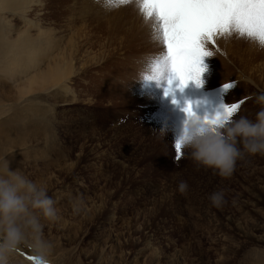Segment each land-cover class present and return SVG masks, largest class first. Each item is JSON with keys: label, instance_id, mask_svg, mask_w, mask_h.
I'll list each match as a JSON object with an SVG mask.
<instances>
[{"label": "rangeland", "instance_id": "1", "mask_svg": "<svg viewBox=\"0 0 264 264\" xmlns=\"http://www.w3.org/2000/svg\"><path fill=\"white\" fill-rule=\"evenodd\" d=\"M24 2L0 9L6 39L23 26L33 35L38 29L39 37L48 33L54 63L70 69L43 93L4 99L25 118L26 140L31 130L29 145L9 152L17 154L8 164L38 175L30 179L42 186L49 171L54 175L52 186H44L56 210L55 219L42 221L46 239L64 255L79 248L81 264L97 263L101 253L111 264H264L257 258L264 257V155L245 154L222 178L186 154L176 159L173 145L185 106L203 116L237 103V115L254 118L255 95L264 91V49L235 35L219 39L214 56L202 58V86L175 81L176 90L165 95L162 86L141 79L146 61L163 48L132 8L105 12L94 0ZM225 83L232 85L226 91ZM32 130L43 136L33 139ZM181 180L188 185L183 194ZM218 190L223 202L214 207L208 197ZM17 252L14 261L27 264L28 249Z\"/></svg>", "mask_w": 264, "mask_h": 264}, {"label": "clouds", "instance_id": "2", "mask_svg": "<svg viewBox=\"0 0 264 264\" xmlns=\"http://www.w3.org/2000/svg\"><path fill=\"white\" fill-rule=\"evenodd\" d=\"M105 12H113L123 7H130L139 17L142 26L146 29L148 38L162 45L163 50L156 56L150 57L145 64L141 79L152 80L158 87L162 86L168 95L173 88L175 73L167 56V49L162 39V28L157 17L149 14L145 0H94ZM233 35L237 39L243 38L254 44L258 49H264V39L256 35H249L238 31L235 27L220 31L212 37H205L200 41V47L208 55L214 56L215 42L219 39H228ZM207 68L203 66V71ZM198 87L202 86L201 80ZM171 81V83H169ZM179 86V85H178ZM254 103L259 106L254 118L237 115L238 110L229 113L225 107L214 111L212 115H197L187 107L185 118L178 131L175 132L174 143L180 147L181 156L187 155L195 164L212 170L222 178L231 176L238 159L245 154L264 155V91L255 95ZM164 135L161 130L157 133ZM181 158V157H180ZM177 159V158H176ZM188 185L181 180L177 184V191L185 193ZM222 190L211 193L208 197L214 207L223 202ZM56 218L53 200L47 189L36 181L29 179L20 169L10 170L4 159L0 163V264H17L14 257L21 247L28 249L27 264H52L49 256L52 244L43 235L42 221Z\"/></svg>", "mask_w": 264, "mask_h": 264}, {"label": "bare ground", "instance_id": "3", "mask_svg": "<svg viewBox=\"0 0 264 264\" xmlns=\"http://www.w3.org/2000/svg\"><path fill=\"white\" fill-rule=\"evenodd\" d=\"M16 3H17V6L19 3V7L21 8L23 7V5L26 4L24 0H0V9L4 10L6 7L9 9H12V7H10L9 4H14L16 6ZM22 10L23 9H21V11ZM1 16H3V14ZM28 22L29 20L25 19V23L28 24ZM31 27L32 26H30L29 28ZM23 28L17 29L16 37L12 39H6L5 37L6 30L0 27V163H2L4 159L8 163H11V162L15 163V159H16L15 155L17 153L15 155H10L9 152L16 150L18 148L24 147L26 145H29L27 141H29L31 138V135L29 134V132L31 131L30 129L28 130V137H27L28 140H26L24 133H23V131L25 132L26 130H22L25 127L24 125L25 123L22 122L23 119L25 118L18 116L20 113L18 109L14 107V105H11L10 107L6 103L5 100H9L8 102L15 103L17 99L22 98L23 96H26L27 94H30V93L35 94L36 92L47 91L50 89V87L55 86V84L57 85L58 82H61L62 79H65L64 78L65 76L70 75L69 74L70 69H66L62 71L61 70L62 67L60 66V64L54 63L55 59L53 57L52 46L50 44V41L48 40V33H42L45 36L42 37L43 35H41L42 39L40 40L39 38L41 37H39L40 32L38 29H37V34L33 35L31 33H28V31ZM15 30L13 29L14 32ZM33 30H35V28ZM44 58L46 59V61H43L45 60ZM43 63H47V65L45 64L44 66L45 68L41 69V65ZM9 90L13 91L12 95L9 94ZM10 111L14 112L15 114L14 119H11L12 116L10 117L7 115V113ZM29 115H31V113ZM9 120L11 122H9ZM39 126L40 125H38V127ZM44 129L45 128H43V131L42 129H40V132L41 131L44 133L47 132V130L44 131ZM37 131L38 130L36 131L32 130L33 139H37L38 136H43L41 135V133ZM51 138L52 137L50 136V140ZM44 139L45 137H43V140ZM52 139L54 140L55 138L53 137ZM54 145L49 146L53 151L57 150L55 149ZM8 165H9L10 170L20 169L22 173L25 174L29 179L30 177H33L34 175H35L34 177L38 176L36 174L27 175L25 169L20 166L11 165V164H8ZM49 173L50 175H48V172H47V175H48L47 180L46 181L43 180L44 186L46 187H50L53 184L50 181V179L54 177V175L52 174L53 172L49 171ZM40 175H43V171H40ZM34 180L36 181V179ZM113 218H115V216H113ZM55 239L57 241L59 240L58 237H55ZM77 245L78 244H76L75 246ZM60 250L61 248H60V245H58V243L52 244V250L49 256V259L51 260L52 264H60L61 262H64V260H67V259H70L72 263H73V260H75L76 262L73 264H81L79 263V260H78L79 253L80 254L82 253V252H79V248L74 247V248L65 250L66 255L61 254ZM20 254L21 253H19V255ZM101 255L102 257L100 256V258L97 260V263L100 262L101 260L104 264H111L110 263L111 261L110 262L103 261L102 260V258H104L103 254L101 253ZM257 258L264 260L262 253H257ZM85 259L88 260L90 263H92L95 261V255L94 254L90 255V253H87L85 254ZM121 264H124V263L121 262Z\"/></svg>", "mask_w": 264, "mask_h": 264}, {"label": "snow or ice", "instance_id": "4", "mask_svg": "<svg viewBox=\"0 0 264 264\" xmlns=\"http://www.w3.org/2000/svg\"><path fill=\"white\" fill-rule=\"evenodd\" d=\"M145 6L161 24L167 56L181 88L189 80L199 85L202 58L208 55L200 47L203 38L235 27L264 39V0H145ZM231 86L225 83L222 89L226 91ZM168 92L166 89L165 95ZM238 108L239 104L233 103L225 107V112L230 114ZM184 110L188 112L189 108ZM174 149L180 159L178 143Z\"/></svg>", "mask_w": 264, "mask_h": 264}]
</instances>
